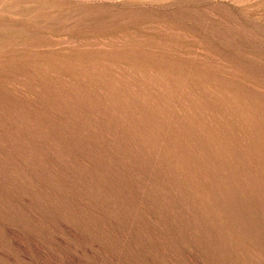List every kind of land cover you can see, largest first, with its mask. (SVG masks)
<instances>
[{
  "label": "rangeland",
  "instance_id": "obj_1",
  "mask_svg": "<svg viewBox=\"0 0 264 264\" xmlns=\"http://www.w3.org/2000/svg\"><path fill=\"white\" fill-rule=\"evenodd\" d=\"M0 264H264V0H0Z\"/></svg>",
  "mask_w": 264,
  "mask_h": 264
}]
</instances>
